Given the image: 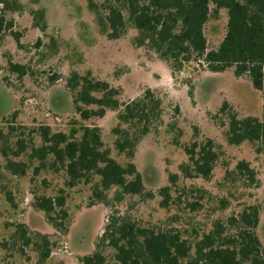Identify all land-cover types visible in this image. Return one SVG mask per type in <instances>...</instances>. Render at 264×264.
Instances as JSON below:
<instances>
[{
	"label": "rangeland",
	"instance_id": "1",
	"mask_svg": "<svg viewBox=\"0 0 264 264\" xmlns=\"http://www.w3.org/2000/svg\"><path fill=\"white\" fill-rule=\"evenodd\" d=\"M16 1L17 11H4V1L0 0L1 14L13 25L11 30L0 33V127L7 128L11 115L18 112L13 124L16 131L11 134L12 145L17 136L29 137V132L41 125L66 133L73 123L77 128L98 126L111 157L124 166L133 162L154 197L127 195L116 202L118 189L114 187L106 192V202H94L92 206L93 190L100 180L97 175H92L90 182L82 180L69 188L65 171L56 173L45 169L35 175L38 161H30L25 154L19 160L29 164L28 173L25 177H14L5 170V160L0 155V264H81V257L95 251V244L114 211L144 227L176 229L194 244L212 231L216 222L225 225L229 235L237 234L238 226L231 225L230 218H238L248 205H258L261 214L257 234L264 247V154H257L249 142L238 146L229 144V120L225 114L218 113L222 103L228 101L239 117L264 119L262 94L247 76L237 78L233 69L214 73L196 62L172 72L155 52L135 46L137 30L131 25L120 39H109L90 9V3L101 7L104 0ZM13 5L14 2L11 7ZM210 9L212 14L205 25V34L208 47L213 50L226 35L228 14L222 9L216 18L213 4ZM34 11L44 12L46 32L34 26ZM15 33L21 36L22 49L17 46ZM39 39L42 44L37 46ZM10 60L29 65L31 73L20 82L16 75L9 73ZM72 72L81 75L90 72L95 79L108 82L120 90L122 103L138 99L146 89L160 97L163 102L161 120L140 140L134 158L120 154L114 145L117 137L112 130L119 125L128 129V125L118 119L123 108L108 110L105 117L89 121H83L75 113L66 86ZM55 75L61 80L50 85V78ZM4 118L8 119L7 123ZM195 127L199 130L197 140L201 143L213 140L220 154L208 181L201 177L187 178L181 168L190 164L185 147L194 141ZM31 137L36 146L41 145L38 132ZM240 161L249 162L255 169L257 186L240 176L228 175L236 171ZM171 174L178 175L175 185L169 181ZM166 186L172 188L168 208L162 207L160 195V190ZM61 189L67 196V235L54 230L43 212L36 211V216L29 212L35 195L56 196ZM7 193L12 195L16 208L8 202ZM195 204L198 206L194 209ZM26 220L28 223L33 220L40 233L49 235L55 243L51 257L44 263L39 261L33 246L24 249L25 255L20 252L23 244L16 235L15 225L26 224ZM28 228L31 230L30 226ZM112 253L111 249H106L109 258Z\"/></svg>",
	"mask_w": 264,
	"mask_h": 264
},
{
	"label": "trees",
	"instance_id": "2",
	"mask_svg": "<svg viewBox=\"0 0 264 264\" xmlns=\"http://www.w3.org/2000/svg\"><path fill=\"white\" fill-rule=\"evenodd\" d=\"M2 1L5 4L4 11H17L19 8L16 0ZM211 4L215 6L216 18L222 9L227 10L228 14L226 35L219 47L213 50L209 49L205 34V25L212 14ZM90 9L96 14L98 26L109 39H120L131 25L137 30L135 46L147 47L155 52L172 72L181 71L191 62L204 64L214 73L233 69L235 77L249 78L253 87L261 92L264 103V0H104L101 7L90 3ZM32 15L34 26L46 32L44 12L34 11ZM12 27V23L7 22L2 13L0 33ZM14 38L22 49L21 36L15 33ZM41 44L39 39L37 46ZM8 70L20 82L31 73L29 65L11 60L8 61ZM59 80V75L52 76L50 85ZM66 86L71 94L74 111L83 121L103 118L108 110L123 108L118 119L120 123L128 125V129L119 125L112 133L117 137L114 143L116 150L129 159L134 158L140 140L161 120L163 102L151 89H146L138 99L122 103L119 89L95 79L90 72L84 75L72 72L66 80ZM218 113L225 114L229 120V144L238 146L249 142L254 145L257 154H264V119L254 116L241 118L228 101L222 103ZM17 117L18 112L15 111L9 118L10 122L7 123L8 119L4 118V123L9 126L0 127V155L5 160V170L12 176L27 175L29 164L19 158L28 154L30 161H38V166L34 168L35 175L45 169L56 173L63 170L67 176L66 187L69 188H74L82 180L90 182L92 175H97L100 180L93 190L92 206L94 202H106V192L114 187L118 189L114 198L116 202H121L127 195L154 197L146 189L143 176L133 162L124 166L111 157V150L102 140L100 127L80 125L77 128L76 123H73L70 132L66 133L54 132L50 126L41 125L29 132V137L25 134L17 136L12 145L11 134L16 131L13 124ZM36 132L41 138L40 146H36L31 137ZM198 136L199 130L195 127V139L190 146L185 147L190 164L182 165L181 168L187 178L201 177L208 181L220 154L213 140L207 139L201 143L196 138ZM228 175L240 176L254 186L259 182L257 172L247 161H240L236 171ZM177 180V174L169 176L172 185ZM171 190V186L160 190L164 208H168L171 202ZM66 199L65 190L61 189L56 196L35 195L32 202L33 208L45 214L46 221L54 230L64 235L69 232ZM7 200L14 208L17 207L10 193H7ZM197 206L192 205L194 209ZM260 214L258 205H248L238 218H230V224L238 226L237 234L229 235L227 227L216 222L212 231L192 244L176 229L144 227L114 211L95 244V251L81 257L80 262L264 264V247L257 234ZM15 227L16 235L23 244L20 250L22 255H25V248L33 246L41 263L51 257L55 243L49 235L32 232L26 224H16ZM106 249L113 251L112 257L106 255Z\"/></svg>",
	"mask_w": 264,
	"mask_h": 264
},
{
	"label": "crops",
	"instance_id": "3",
	"mask_svg": "<svg viewBox=\"0 0 264 264\" xmlns=\"http://www.w3.org/2000/svg\"><path fill=\"white\" fill-rule=\"evenodd\" d=\"M32 205V204H31ZM30 208H31V211H29L30 212V215H35L36 216V211H38V210H36V209H34L33 208V206H30ZM30 210V209H29ZM45 215V214H44ZM34 217V216H33ZM46 220V219H45ZM26 224H28L27 226H30V228H31V230H34L35 232H39L40 233V231L38 230V228L37 227H35L34 225H33V220H32V222H30V223H28V221L26 220V221H24ZM54 229V228H53Z\"/></svg>",
	"mask_w": 264,
	"mask_h": 264
},
{
	"label": "built area",
	"instance_id": "4",
	"mask_svg": "<svg viewBox=\"0 0 264 264\" xmlns=\"http://www.w3.org/2000/svg\"><path fill=\"white\" fill-rule=\"evenodd\" d=\"M0 14H1V12H2V9H3V5L0 3Z\"/></svg>",
	"mask_w": 264,
	"mask_h": 264
}]
</instances>
